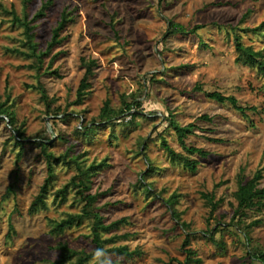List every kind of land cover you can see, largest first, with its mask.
<instances>
[{"label":"rangeland","instance_id":"374dc122","mask_svg":"<svg viewBox=\"0 0 264 264\" xmlns=\"http://www.w3.org/2000/svg\"><path fill=\"white\" fill-rule=\"evenodd\" d=\"M44 1L0 0V101L14 112L24 138L32 139L46 129L51 135L48 151L56 156L69 152L70 162L56 164V177L46 198L48 207L30 215L28 207L47 176L44 155L39 147L27 144L20 177L14 183L21 146L12 135L8 116L0 114V264L55 263L60 241L86 251L95 248L91 220L61 235L50 233L49 218L60 220L67 213L79 212L84 204L72 188L66 200L55 199L56 190L78 173L73 157L84 167L96 165L92 192L103 193L97 205L106 221L128 219L102 234L103 238L117 236L105 247L140 246L145 252L130 260L110 251L108 260L176 263L185 261L186 249L192 248L202 264L250 261L243 228L230 225L217 232L216 239L225 242L222 249L205 231L217 221L230 222V202L242 169L246 180L262 169L264 185V75L257 66L237 61L236 49L238 36L245 46L264 56V28L254 29L264 21V0H164L160 7L158 0H55L45 16L35 19ZM12 9L36 27L40 50L46 49L62 12L73 13L74 22L63 33L67 38L55 50L62 53L51 67L59 77L39 74L29 66L32 59L13 51L26 50L27 45L24 26L8 12ZM170 20L185 26L186 33L164 39ZM82 56L97 59L99 66L89 94L77 103L85 72ZM40 82L54 100L52 108L60 107V114H47ZM212 91L235 96L240 105L258 110L243 114L229 102L209 98L206 93ZM123 94L129 101L132 94L138 95L142 107L137 111L145 115L137 112L133 124L127 122L131 120L128 115L115 126L98 127L89 134L76 130L84 122H99L107 99L119 108ZM172 120L194 123L195 133L187 143L206 149L209 156L185 151ZM163 138L176 151L199 160L197 171L172 163L161 145ZM149 168L141 183V173ZM146 183L152 192L146 191ZM203 193H213L221 200L212 214ZM174 194L178 195L181 221L189 225L186 228L176 224L165 203ZM257 218L261 224L250 235L264 247V210L249 211L246 222ZM87 264H106V260L93 259Z\"/></svg>","mask_w":264,"mask_h":264},{"label":"trees","instance_id":"16d2710c","mask_svg":"<svg viewBox=\"0 0 264 264\" xmlns=\"http://www.w3.org/2000/svg\"><path fill=\"white\" fill-rule=\"evenodd\" d=\"M55 0H45L42 3L41 8L35 15V19L43 17L46 15L49 7L53 5ZM160 7L164 0H158ZM9 14L13 15V20L19 22L25 28L26 35V45L27 49H13L15 53H19L27 56L32 59V63L29 65L31 68H36L39 74L43 72L45 74H53L58 77L60 74L58 71L51 70L52 64L62 53V51H55L59 46L63 44L66 40L67 35L63 33L67 30V27L74 22L73 13L68 9H65L61 18L58 21V24L53 28L52 38L48 42L46 49L40 50L39 44L35 41L36 27L28 19H21L15 12L14 9L8 11ZM113 29L116 35H119V32L116 29L115 24H113ZM197 25L194 29L199 28ZM264 28V21L254 28L259 30ZM178 33H186V27L180 23H175L174 21H169V28L167 33L164 36L166 39L167 36ZM236 49L238 51L237 61H242L251 66H257L259 73L264 75V56L261 51L255 50L252 46H245L240 38L236 37ZM48 61L46 63V60ZM81 66L85 69L83 78L80 81V84L77 89V98L76 102L81 103L86 98L90 92L92 86V79L96 75V68L99 66L98 60L93 58L81 57ZM46 64V65H45ZM40 91L42 92V98L46 102V112L48 115L60 114V107L52 108L54 102L53 98H50L46 87L42 82L38 85ZM200 89L201 87H197ZM206 95L220 103L229 102L235 109L240 111L243 114H246L247 110L257 111L256 106H243L239 104L238 99L235 96H226L219 91H212L206 93ZM142 101L139 100L138 95L132 94V100L129 101L126 94L122 95V102L119 108L113 107L110 99H107L99 112V122H84L81 124L80 128L76 130L78 132H84L86 134L92 133L95 128L104 127V126H115L119 119L122 121L128 116H131V120L127 121L128 123H134V117L137 116V110L141 109ZM134 110V111H133ZM139 114L145 115L142 111L138 112ZM0 114L7 115L9 122L13 128L14 138L16 143L21 146L18 152L17 158V169L15 171V180L16 183L19 180L21 172V161L25 155V148L27 144H31L35 147H39L41 152L44 155L47 168V176L44 179V182L41 184L38 193L32 199L29 207L28 213L30 215L35 214L40 209L47 208V194L49 187L52 185L56 177L55 166L59 162H70L68 161L69 152L60 156H56L54 152L48 151V145L51 140V135H47V130L45 129L39 136H34L32 139L24 138V131L22 127L16 125L14 112L10 109L5 102L0 101ZM202 119L208 120V115H202ZM121 121V122H122ZM171 125L173 126L178 142L181 147L190 154H198L203 158L209 156V151L202 147H196L188 145L187 138L189 135L195 133L196 125L194 123H188L185 125L178 124L172 120ZM212 141H220V139L208 137ZM146 143L144 142V147L146 148ZM161 145L166 151L168 157L172 163L181 164L184 168L188 169L191 172H196L199 166L200 161L197 159H192L189 155H185L176 151L173 147L170 146L168 141L163 138ZM72 162H75L77 165L78 173L73 175L63 187L59 188L55 192V199L64 201L67 198V194L72 188L75 190L76 197L83 202V206L79 212L67 213L65 217L58 219L49 218L50 233L54 235L63 234L66 229L73 226H81L86 220H91L93 243L95 248L92 251H86L85 249H77L72 247L67 241H60L57 245V249L60 252L59 259L55 263L47 264H87L93 259L97 260H106V264H123L122 260L114 259L108 260L106 258V253L114 251L115 253L123 256L126 259L133 260L135 258H141L145 254L142 247L138 246L134 249H131L128 245H119L113 248H106V244L115 241L117 238L116 235L103 238L102 234L104 232H112L117 229L121 224L127 222V217H122L112 222H107L104 215L101 213L100 208L97 203L99 202L101 196L103 195L100 191L92 192L93 188V178L97 174L96 165H91L90 167H84L79 162L78 159L73 157ZM101 166V165H99ZM151 171L149 168L147 171L141 173L140 182L145 183L146 176ZM263 171L262 169L256 170L252 177L245 179L244 169H242L237 176V189L233 192L234 201L230 202V205L233 207V215L229 223H224L217 221L216 225L207 231H205V236L209 240L213 241L218 247L225 248V242L223 240L216 239V233L222 231L224 226L237 225L238 227L243 228L245 238L247 253L250 256V261H243L241 264H264V247L260 244L254 243L253 238L250 235L251 230L261 224V219L257 218L250 222H246V217L248 216L249 211H254L256 213H261L264 210V185H262ZM13 183L9 187L12 189ZM144 187L148 193L152 192L151 184H144ZM159 197V194H155ZM206 203L211 207V214L214 213L219 207L221 200H216L213 193H203ZM178 202V195L174 194L170 198L165 200V203L168 206L169 212H171L173 219L176 221V224H181L183 227H188L189 225L186 222H182L180 218V213L176 209V204ZM10 229L14 230V226L11 224ZM10 234V233H9ZM188 242V239L185 240V243ZM187 256L185 261L166 262L165 264H202L201 257L197 256V253L192 248L186 249Z\"/></svg>","mask_w":264,"mask_h":264},{"label":"built area","instance_id":"2783aa9c","mask_svg":"<svg viewBox=\"0 0 264 264\" xmlns=\"http://www.w3.org/2000/svg\"><path fill=\"white\" fill-rule=\"evenodd\" d=\"M130 116V115H129ZM119 121H122V119H119Z\"/></svg>","mask_w":264,"mask_h":264}]
</instances>
